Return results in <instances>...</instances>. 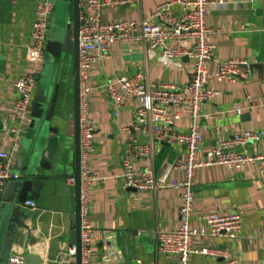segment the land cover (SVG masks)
<instances>
[{"label": "crops", "instance_id": "1", "mask_svg": "<svg viewBox=\"0 0 264 264\" xmlns=\"http://www.w3.org/2000/svg\"><path fill=\"white\" fill-rule=\"evenodd\" d=\"M167 1L173 0H141L107 8L102 20L150 19L157 6ZM213 1L216 5L208 11L207 25L214 32L210 41L216 50L207 68L215 71L222 62L240 58L250 63L251 75L248 80L211 81V88L219 93L204 104L205 115L196 122L189 106L171 107V113L179 115L174 123L177 131L188 132L196 125L201 133L200 158L209 148L236 133L264 130V0ZM35 8L36 0H0V150L13 156V169L19 156L28 153L35 143L30 123L19 119L14 109L16 81L21 75L32 73L37 75L38 86L41 74L48 69L46 59L40 62L30 59ZM70 9L66 2L56 6L55 0L49 37L54 24L65 22ZM174 11L178 16L183 13L180 5ZM139 72L146 73L152 82L187 85L194 73V63L188 58L169 59L142 42L131 41L116 42L110 57L91 67L88 110L95 124V151L89 167L105 179L104 183L92 186L89 195L93 264H179L178 257L158 252L155 230L180 226L181 190L137 191L122 185V163L128 144L126 128L135 124L139 102L127 100L116 117L106 84ZM15 129L19 132H14ZM136 137L142 143L152 140L149 130L143 128L136 131ZM49 139L42 147H48L49 153L57 152V158L66 156L68 163L63 160L59 168L46 172L51 179L44 181L40 197L30 211L29 229L19 233L22 246L18 249H23L31 234V252L45 261H54L71 246L75 184L69 180L73 174L72 151L62 149L59 135L51 133ZM73 140L74 125L70 121L62 145L70 146ZM153 148L154 158L136 159V168L149 167L160 173L166 163L186 156L185 145L154 142ZM243 148L252 153L264 151V135L238 150ZM173 176L181 179L183 174L176 171ZM195 191L192 218L195 229L202 228L203 216L208 213H239L243 229L234 239L197 236L193 248L224 249L235 264H264V162L261 166L234 169L221 165L202 167L196 174ZM190 264H227V260L194 253Z\"/></svg>", "mask_w": 264, "mask_h": 264}, {"label": "built area", "instance_id": "2", "mask_svg": "<svg viewBox=\"0 0 264 264\" xmlns=\"http://www.w3.org/2000/svg\"><path fill=\"white\" fill-rule=\"evenodd\" d=\"M141 0H80L79 65H80V110H81V242L82 264H93L92 237L93 226L89 221L90 190L105 179L98 176L89 167L91 155L95 151V124L89 115L90 69L93 65L110 57L116 42L139 41L151 49L172 60L188 58L194 63V73L187 85L169 82H152L146 73L139 72L133 76H121L116 82L106 84L108 96L112 102L113 112L119 116L121 109L129 99H136L139 107L136 110V122L127 127L128 144L123 157L122 185L126 189L137 191H158L160 189L181 190L182 205L180 208L181 224L176 229L158 228L155 237L158 252L162 255L178 257L179 264H190L191 256L200 253L209 257H225L227 264H235L230 254L221 248L204 247L194 249L195 237H226L234 239L243 229V217L239 213H208L203 216L200 230L193 227L192 218L196 203V174L202 167L221 165L228 169L244 165L261 166L264 162V151L252 153L243 148L250 141L264 135L261 131H244L232 138L222 140L218 145L209 148L204 157L199 153L203 137L196 125L188 132L174 128L178 114H172L171 107L189 106L196 122L204 116L203 106L219 92L211 88V81L248 80L251 75L250 63L240 58L229 59L220 64L219 69L212 71L207 63L212 60L216 45L210 41L214 33L207 25V15L216 3L213 0H173L157 6L150 19L141 21L122 20L104 22L102 15L105 9L140 3ZM180 5L182 15H176L174 7ZM55 9V0H36L35 20L31 30L30 59L40 62L45 59L46 45L49 37L51 16ZM17 99L15 112L19 119L31 123L32 101L37 88V75H21L16 81ZM239 113H241L239 111ZM149 130L152 140L142 143L136 137V131ZM14 132H19L15 129ZM154 142L180 144L186 146V156H178L166 163L160 173L154 169L136 168L134 161L140 158H154ZM18 146V142L16 143ZM13 156L0 150V209L2 193L14 175ZM181 171V179L173 173ZM75 184V178L70 177ZM27 205L35 207L34 202ZM77 255L76 247L71 245L63 251L59 264H73ZM10 264H24L22 257H11Z\"/></svg>", "mask_w": 264, "mask_h": 264}, {"label": "water", "instance_id": "3", "mask_svg": "<svg viewBox=\"0 0 264 264\" xmlns=\"http://www.w3.org/2000/svg\"><path fill=\"white\" fill-rule=\"evenodd\" d=\"M70 4V13L65 22L58 23L46 45L45 59L47 68L41 74L31 111L29 128L35 140L33 148L26 154H21L14 166V175L2 193L0 209V264H10L11 257L20 256L24 264H59L56 260H48L34 254L29 249L31 234L28 235L23 249L18 240L21 230H28L27 220L32 206L27 202L38 200L44 181L51 179L46 174L54 167L59 168L67 157H56L44 148V141H50L49 135H59L63 150L72 151L73 168L71 177L75 178V204L72 214L71 245L76 247L77 255L73 264H82L81 242V110H80V65L79 40L80 0H56V6L61 3ZM74 125V140L70 146L62 145L69 122ZM48 152V155L45 154ZM64 160V161H63ZM136 190L134 188H131Z\"/></svg>", "mask_w": 264, "mask_h": 264}, {"label": "rangeland", "instance_id": "4", "mask_svg": "<svg viewBox=\"0 0 264 264\" xmlns=\"http://www.w3.org/2000/svg\"><path fill=\"white\" fill-rule=\"evenodd\" d=\"M51 21V20H50ZM51 24V23H50ZM56 26V24H54V27ZM54 27H53V29H54Z\"/></svg>", "mask_w": 264, "mask_h": 264}]
</instances>
